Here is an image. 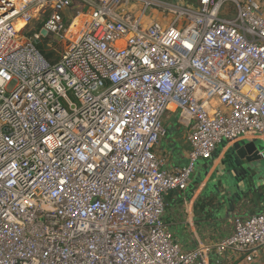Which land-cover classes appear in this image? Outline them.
<instances>
[{
	"label": "built area",
	"instance_id": "2783aa9c",
	"mask_svg": "<svg viewBox=\"0 0 264 264\" xmlns=\"http://www.w3.org/2000/svg\"><path fill=\"white\" fill-rule=\"evenodd\" d=\"M173 106L190 151L170 169L157 147ZM244 137L264 140V0H0V264H206L165 197ZM214 247H264V212Z\"/></svg>",
	"mask_w": 264,
	"mask_h": 264
},
{
	"label": "crops",
	"instance_id": "0c3cea01",
	"mask_svg": "<svg viewBox=\"0 0 264 264\" xmlns=\"http://www.w3.org/2000/svg\"><path fill=\"white\" fill-rule=\"evenodd\" d=\"M164 123L166 135L157 150L165 158V167H181L188 160L191 122L173 106L166 112ZM243 141H255L260 150H264V140L254 137L230 143L224 141L210 159L199 162L186 190H175L165 197L164 219L168 228L185 250L207 246L206 264H264V247L255 251L229 248L222 252L214 247L232 233L235 217L264 212V189L233 203L227 199L222 179L218 178L223 162L233 155L231 150ZM238 151L240 149L236 153Z\"/></svg>",
	"mask_w": 264,
	"mask_h": 264
},
{
	"label": "water",
	"instance_id": "95a60500",
	"mask_svg": "<svg viewBox=\"0 0 264 264\" xmlns=\"http://www.w3.org/2000/svg\"><path fill=\"white\" fill-rule=\"evenodd\" d=\"M42 33L46 34V31L43 30ZM262 151L255 141H243L234 146L231 150L233 155L223 162V169L219 170L218 178L222 179L227 199L230 198L233 203L240 201L243 196L257 194L258 190L264 189ZM231 192H234V195ZM229 195L231 196L228 197Z\"/></svg>",
	"mask_w": 264,
	"mask_h": 264
},
{
	"label": "rangeland",
	"instance_id": "374dc122",
	"mask_svg": "<svg viewBox=\"0 0 264 264\" xmlns=\"http://www.w3.org/2000/svg\"><path fill=\"white\" fill-rule=\"evenodd\" d=\"M176 2L178 1V0H175ZM225 10H229L230 8H232V3H227V4H225ZM41 23H42V20L41 19H35V20H33L31 23H30V25H28L26 28H25V32H27V33H30L31 31H34L35 29H37L38 27H40L41 26ZM49 49H53V50H55V52H56V55H55V57L56 58H60V54L63 52V50H64V48L61 46V45H59L58 43H55L53 46H51ZM202 161H205V160H202ZM203 175V174H202Z\"/></svg>",
	"mask_w": 264,
	"mask_h": 264
},
{
	"label": "trees",
	"instance_id": "16d2710c",
	"mask_svg": "<svg viewBox=\"0 0 264 264\" xmlns=\"http://www.w3.org/2000/svg\"><path fill=\"white\" fill-rule=\"evenodd\" d=\"M43 25V22L41 23V26L38 27L37 29H35L34 31H31L30 33H28L29 35H33L36 31H38ZM51 40V37L48 36V37H45L43 39L42 42H39L37 45H38V48L40 49L41 53L50 61L54 62V61H57L58 58L55 57L56 55V52L55 50H51L49 49L50 47L48 46V42Z\"/></svg>",
	"mask_w": 264,
	"mask_h": 264
},
{
	"label": "bare ground",
	"instance_id": "6f19581e",
	"mask_svg": "<svg viewBox=\"0 0 264 264\" xmlns=\"http://www.w3.org/2000/svg\"><path fill=\"white\" fill-rule=\"evenodd\" d=\"M20 2H30V1H27V0H18V3ZM26 23L22 20H20L17 24V29L21 30L25 27ZM78 25H79V20H76L75 23L71 26V29L69 31L70 34H75L78 30Z\"/></svg>",
	"mask_w": 264,
	"mask_h": 264
}]
</instances>
